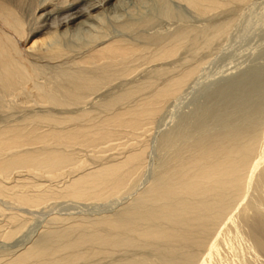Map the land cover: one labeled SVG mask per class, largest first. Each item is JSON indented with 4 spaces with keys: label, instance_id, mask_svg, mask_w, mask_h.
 I'll return each mask as SVG.
<instances>
[{
    "label": "bare ground",
    "instance_id": "6f19581e",
    "mask_svg": "<svg viewBox=\"0 0 264 264\" xmlns=\"http://www.w3.org/2000/svg\"><path fill=\"white\" fill-rule=\"evenodd\" d=\"M108 1L67 0L56 15L31 12L34 28L10 1L0 2V198L37 207L134 192L145 134L198 72V55L226 37L241 6L252 2L114 0L116 10L146 11L108 23L76 49L63 43L72 20L85 14L79 24L100 22ZM43 30L48 36L34 40L24 58L19 40ZM261 86L252 92L242 86L217 106L211 132L202 118L195 131L183 124L166 132L152 181L120 210L70 221L0 264L105 257L106 264H264ZM7 220L15 226L0 238L16 233L24 218L13 212Z\"/></svg>",
    "mask_w": 264,
    "mask_h": 264
},
{
    "label": "rangeland",
    "instance_id": "374dc122",
    "mask_svg": "<svg viewBox=\"0 0 264 264\" xmlns=\"http://www.w3.org/2000/svg\"><path fill=\"white\" fill-rule=\"evenodd\" d=\"M9 1L11 4L15 5L16 11L23 13V16L25 15L27 26L29 27L30 25L31 28L37 26L32 19L31 12L35 11L36 15L49 12L56 15L57 12H62L61 9H66V5L68 4L67 0L65 2L64 0H0V2L6 3H9ZM43 3L46 4L44 6L45 9L42 8L43 6H38ZM248 3H244L246 6L243 5L239 9V12L241 11L240 13H243V15L241 14L242 16H239V12L236 13V22L234 21L229 28L228 34L225 35L226 37L212 44L213 47L211 46L209 50L203 51V54H199L200 56L198 55V58L201 57V60H199L200 68H198V72L195 73V77L193 76L189 84L186 85L187 87L185 86V89L183 88L179 93V96L176 95V97L168 102L169 104H166L163 109L164 111L162 110L163 113H160L157 117L158 119H155L151 130L145 134V139L147 137V151L145 153L144 166L137 180L136 190H134V192L149 185L156 174L163 155L160 146L161 138L166 132L175 129L177 126H182L183 124L189 125L191 130L195 131L198 118H200V121L201 118L205 121V125L209 128L205 129L211 132L210 128H213L214 125V128H216V123L212 119V116L217 111V106H222L228 99H235L234 91L235 93L239 92L238 90L242 88V86V91L246 89L245 91L247 92L250 88L249 90L252 92L255 90L256 86L260 88L262 84L261 87H263V91L261 96L264 97V77L262 78V75L264 76V0H252V2ZM113 4L114 0L106 2L102 10L103 19L100 22L95 19L94 21H88L87 25L79 24L81 21L85 20L86 16L83 17L85 14L81 15L82 17L79 16L75 18L74 21L72 20L69 25L71 29L69 28V30H67L68 32L66 31L62 36L63 43L75 47L76 49L102 35L104 27L107 26L108 23V25H110L112 22L138 17L141 14L143 15L146 11V9L142 7L139 9L136 6L134 8H125V5L116 10L112 7ZM25 5L28 6L26 7ZM26 10L29 11L27 12ZM24 12L28 15L26 13L24 14ZM93 12L92 14H95V11ZM184 13L190 16V14L188 15V11ZM63 28H60L59 31H62ZM45 30H43L41 34H33L30 36L31 38L19 40V49L25 54L24 58L28 56L30 52L28 46H30L34 40L39 41L48 36L47 33H44ZM46 40L48 42V39ZM224 98L227 99L225 100ZM37 179L38 178L35 179L36 182L44 184L54 185L58 182L57 180L50 182L46 179L45 181L44 179L38 181ZM134 192L124 193L119 196V198L117 196H112L101 201H77L70 198L50 199V202L47 201L45 205L42 204L37 207L18 206L16 202L13 203L12 200L1 197L0 207L5 212L1 213L3 215H0V231H8V228L12 229L15 226L12 224L11 226L9 225L10 223H8L7 216L9 213H19L23 216L24 220L21 221L22 223L15 230L16 233H14L15 235L13 234L14 236H11L12 238H0V259H2V257H13L18 254V252L33 245V243L35 244V242L37 243L45 238L51 231L52 233H56L64 227L66 228L70 221L83 218L93 220L97 217L114 214L116 211L120 210L123 205L129 203L133 199L135 196ZM60 227L62 229H60ZM114 257H119V254L112 256V258ZM109 260L110 257H105V259L99 258L98 260L88 261L90 264H106ZM88 261L78 264H89Z\"/></svg>",
    "mask_w": 264,
    "mask_h": 264
}]
</instances>
